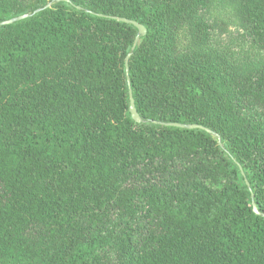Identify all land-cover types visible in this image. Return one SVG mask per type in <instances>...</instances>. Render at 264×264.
<instances>
[{"label":"trees","instance_id":"16d2710c","mask_svg":"<svg viewBox=\"0 0 264 264\" xmlns=\"http://www.w3.org/2000/svg\"><path fill=\"white\" fill-rule=\"evenodd\" d=\"M25 13L0 26V264H264V0H0Z\"/></svg>","mask_w":264,"mask_h":264},{"label":"water","instance_id":"95a60500","mask_svg":"<svg viewBox=\"0 0 264 264\" xmlns=\"http://www.w3.org/2000/svg\"><path fill=\"white\" fill-rule=\"evenodd\" d=\"M64 1H68V0H64ZM50 4H46L45 7H48ZM38 10H36L34 13H36ZM30 14H21V15H18V16H15V17H12V18H9L7 20H3L0 22V26H4V25H9V24H12L13 22L15 21H19V20H22L24 18H27L29 17ZM119 21H122V22H126V23H130L132 25H134L136 28H137V31H138V35H145L146 34V28L136 22V21H133V20H129V19H126V18H117ZM138 42V36L135 38V41H134V44L132 46V50L135 48L136 44ZM129 57H130V54H128L125 58V67H126V76H127V80H128V84H129V77H128V60H129ZM129 113L131 115V118L137 122V123H140L141 122V118L139 116V114L137 113V110L135 108V104H134V100H133V97H132V92H131V89H130V86H129ZM158 123V122H156ZM162 125H165V126H172V127H178V128H187V129H194V128H200V129H204L206 131H209V129L205 128V127H202L200 125H197V124H182V123H177V122H167V123H161ZM241 170V169H240ZM241 173L242 175L244 176V173L243 171L241 170ZM246 184L248 185V182L247 180H245ZM252 208H253V211L256 213V214H260L259 210L257 209V206L254 202H252Z\"/></svg>","mask_w":264,"mask_h":264},{"label":"rangeland","instance_id":"374dc122","mask_svg":"<svg viewBox=\"0 0 264 264\" xmlns=\"http://www.w3.org/2000/svg\"><path fill=\"white\" fill-rule=\"evenodd\" d=\"M225 17L229 20L228 28L230 32H233L237 27L234 26L235 24L233 23V20L229 16L225 15ZM222 38H223V35H222Z\"/></svg>","mask_w":264,"mask_h":264}]
</instances>
